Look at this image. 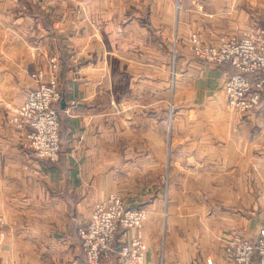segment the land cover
I'll return each mask as SVG.
<instances>
[{"label": "crops", "instance_id": "1", "mask_svg": "<svg viewBox=\"0 0 264 264\" xmlns=\"http://www.w3.org/2000/svg\"><path fill=\"white\" fill-rule=\"evenodd\" d=\"M254 26L264 0H0V264H87L77 227L111 193L145 209L148 264H233L226 239L264 226V95L228 108L230 66L193 56L187 39ZM50 56L55 162L7 122Z\"/></svg>", "mask_w": 264, "mask_h": 264}, {"label": "built area", "instance_id": "2", "mask_svg": "<svg viewBox=\"0 0 264 264\" xmlns=\"http://www.w3.org/2000/svg\"><path fill=\"white\" fill-rule=\"evenodd\" d=\"M187 45L193 56L211 65H230L232 71L221 75V87L230 108L247 111L257 105L264 91L263 31L246 29L221 34L211 44L192 34ZM59 74L58 58L50 56L46 68L30 74L33 82L24 101L7 119L20 132L24 150L51 162L58 160L60 152ZM145 219L144 208L130 207L118 193L95 203L89 217L77 227L87 264H105L113 258L118 264H148L147 246L141 235ZM119 229L132 232L129 242H117ZM224 252L233 264H264V227L258 229L254 240L232 234L226 239ZM207 263L211 264V260Z\"/></svg>", "mask_w": 264, "mask_h": 264}, {"label": "rangeland", "instance_id": "3", "mask_svg": "<svg viewBox=\"0 0 264 264\" xmlns=\"http://www.w3.org/2000/svg\"><path fill=\"white\" fill-rule=\"evenodd\" d=\"M246 29H252L253 31H255V30H261V31H263L264 32V29L263 28H258V27H256V26H254V27H249V28H245V29H242L241 31H244V30H246ZM241 31H234L235 33H238V32H241ZM223 34H227V33H223ZM188 40V39H187ZM175 42V41H174ZM173 42V43H174ZM175 44H173L172 45V52H171V65L172 64H174V61H175ZM205 62V61H204ZM207 63V62H206ZM208 64H210V63H208ZM211 65V64H210ZM224 93V92H223ZM225 95V94H224ZM226 97V96H225ZM226 105H227V107L228 108H230L229 107V105L227 104V100H226ZM171 108H170V111L172 112V109H173V107H172V105L170 106ZM230 109H232V110H235V109H233V108H230ZM14 110V109H13ZM13 110L11 111V114H12V112H13ZM10 114V115H11ZM10 115H9V117H10ZM8 117V118H9ZM7 118V119H8ZM8 122V121H7ZM33 153V152H32ZM35 156V155H34ZM262 227H264V226H262ZM261 228V227H260ZM258 231V230H257ZM236 235H238V234H236ZM244 237V236H243ZM255 239V237L253 238V239H250V240H254ZM107 263V262H106Z\"/></svg>", "mask_w": 264, "mask_h": 264}, {"label": "trees", "instance_id": "4", "mask_svg": "<svg viewBox=\"0 0 264 264\" xmlns=\"http://www.w3.org/2000/svg\"><path fill=\"white\" fill-rule=\"evenodd\" d=\"M229 65V64H228ZM230 66V65H229ZM230 70L232 71V69H231V67H230ZM264 95V91H262V93H261V96H260V99L262 98V96ZM260 99H259V101H260ZM259 103V102H258ZM257 103V104H258ZM57 107H58V104H57ZM58 112H59V107H58ZM59 115H60V113H59ZM60 141H61V134H60ZM60 153H61V144H60V152H59V156H60ZM47 161H49V160H47ZM51 162V161H50ZM120 232H123V230L122 229H119L118 230V232H117V234L118 233H120ZM117 237V236H116Z\"/></svg>", "mask_w": 264, "mask_h": 264}]
</instances>
